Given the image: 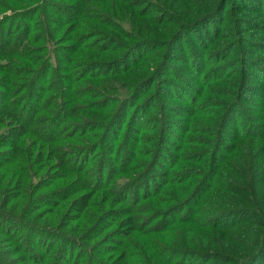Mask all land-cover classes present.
<instances>
[{"label":"rangeland","instance_id":"rangeland-1","mask_svg":"<svg viewBox=\"0 0 264 264\" xmlns=\"http://www.w3.org/2000/svg\"><path fill=\"white\" fill-rule=\"evenodd\" d=\"M12 1H14L13 4L3 3L11 5V9L20 8L17 4L20 0ZM51 1L61 6L70 5V3L71 5L81 4L80 0L78 4L74 2L72 4L70 1L73 0ZM132 1L85 0L84 5L90 7L92 11L84 12V5H82V9H78L73 16L77 22L76 31L85 38L84 45L91 49L82 50L86 56L84 60L91 59L90 63H105L111 55L118 52L117 48L121 44L114 43L109 38L124 42L128 40L122 39L120 32L116 34L111 31V28L107 29L106 33L109 37L98 32L97 29L101 30L103 26L100 27L97 21L104 23L107 18L105 23L108 26H112L110 19L121 23H134L130 26L132 33L147 37L145 40L150 38L149 41L142 42L151 45L150 47H135L132 55L122 64L123 68H118L121 71L120 76L113 77L109 74V68L100 65L93 70L91 67L87 70H78L79 58L74 59L73 56L72 59L67 49V47H72V49L75 47L74 39L70 37L71 34L69 32L65 34L64 39L67 42H59L65 56L61 53L64 58H59L58 68L63 66L67 57H71L73 65L71 72L59 73L67 75L70 81H74L72 93L74 86L86 90L84 97L87 102L81 98L77 100L81 106L80 111L77 109L79 117L86 118L89 114L95 113L94 110L88 109L91 103H103L104 101L107 103L106 109L109 110L110 117L103 130V135L107 140L104 143L101 142L97 152L90 156V168L101 167L98 177L104 176V181H80L92 184L94 182V187L99 185L97 189L106 193L102 199H98L102 207L97 211L95 206L86 210L79 208L77 204L74 208L64 210L61 214L64 215L62 221L58 218V226L59 224L61 226L59 229L55 228L58 234L53 237L54 241L35 234L30 238L31 245L24 243L25 240H23V246L30 248L34 253L49 249L47 255L54 259L55 264H68L71 258H75L76 263L84 264L87 259L85 247H91L90 262L96 261L98 264H169L171 259L175 258L172 253H181L186 257V264H195L194 262L198 263L195 260L198 252L208 251L206 253L211 254L219 250L218 247H214L217 245V239L223 241L226 249L236 247L239 242L248 245L251 240L249 229L240 235L238 233L223 235L217 233L216 237L208 235L204 228H201L203 221L199 219L200 214L204 217H213L207 210H201L198 216L193 218L191 224L187 226L188 230L183 225L171 226L163 234L153 233L144 237L136 236L132 230L133 226H138L139 223L151 221L154 213L150 214L149 209L152 206L155 207L157 204V209L163 210L178 199L176 191L186 186L183 182H179L186 181L180 175L182 167L187 165V162L183 161L184 153L188 152L189 147H202L200 142H205L208 138L201 127L215 122L217 113L222 110L223 102L232 103L235 94L238 93L240 108L234 110V112L237 111L235 115L237 124L230 125V129L243 132L246 125L256 121L260 105L264 102V0H241L240 4L238 0H228L223 21L220 14H214L208 18L203 17L213 11L211 8L216 6L219 0H148L149 11L143 10V14L146 12L151 19L144 17L138 20V26L135 24L136 20L130 16L124 15L122 18L123 14H127L134 6ZM144 1L139 2L138 10L145 7L143 6ZM259 6L261 8H257ZM157 8H168L172 16L159 15ZM259 9H262V12L256 11ZM62 10L66 11V9ZM121 10H124L123 14ZM12 13L10 9L0 10V41L4 39L0 45L5 44L9 39V48H11V45L19 41L21 43L20 53L24 56V51H22L23 45H26L24 39L30 37L32 41H37L42 33L36 23L29 28L28 20H11ZM153 17L158 19L153 21ZM129 19H132L131 23L127 22ZM196 20L198 21L197 28L193 29L191 25ZM235 29L237 32L234 33ZM163 30L168 32L167 35H164ZM179 30L185 32L177 34ZM107 42L112 46L108 43V47L104 49L103 45ZM59 43H55L54 47L59 46ZM32 52L34 51L28 49V55ZM123 53H125L123 49L118 52L119 55ZM37 55H39L38 52L33 54V56ZM206 70L208 72L205 75L203 72ZM241 72L247 73L245 83H240L244 85V90L241 85H237ZM162 73L166 75L169 73V76H160ZM150 80H152L151 83H149ZM94 88L99 89L100 92ZM230 93L234 95L230 96ZM75 94H78V90ZM199 94L202 97L198 99V103H194ZM106 97L107 99L103 100ZM88 102L90 105H86ZM204 110L210 111L206 116L196 119L193 113H200ZM97 116L101 117V113L99 112ZM159 116L161 119L158 118ZM64 132L68 136L72 135V132L66 131L65 128ZM243 141L246 140L237 141L239 152L233 154L232 164L229 167L225 166L227 167L225 172L228 171V175L233 177L226 174L227 176L223 178L226 181H235L241 186H246L245 179L253 177L249 173L251 170L244 174L245 178L236 177V174L243 168L247 171L254 164L256 159L254 153L256 152L254 149L251 154ZM114 152H117L115 157L112 156ZM124 153L128 154V160L124 166H119L118 162ZM158 156L159 160H157ZM256 163L258 164L256 167H259V161ZM144 168L148 170V177L150 175L151 177L139 181L136 178L143 174ZM167 182L171 184L163 188L162 185L164 186ZM71 186L68 185L65 189L68 193L72 191ZM161 187L163 194L158 193ZM218 187L219 185L213 186V191L207 198L210 200L208 206H215L227 212L237 205L234 203L235 198L227 197L224 200L232 202L229 205L221 204L223 196ZM152 194L154 197H151ZM171 196L174 197L173 200L168 199ZM61 197L59 196V200L56 201V203L61 202V206L73 199L69 198L70 196H63L60 201ZM105 198L107 199L103 201ZM124 199L126 200L119 206V209L122 207L126 210L121 209L124 212H120L117 216L118 207L114 206V202L118 203ZM94 202H97V199ZM107 208L115 210L114 216L108 217L106 212L102 214ZM206 208L207 206L204 205L203 209ZM105 219L109 220L111 228L92 241V244L85 241L84 238L91 239L86 231L92 230L95 226L101 227ZM231 220L232 222L237 221L233 218ZM112 221L113 224L110 226ZM2 225L8 226V223ZM64 226H67V229H64ZM240 227L249 226L241 225ZM19 229L21 228L13 229L12 235L23 237L25 230L20 231ZM71 229L79 232L81 236L77 239L79 242L75 244L71 243ZM145 237L152 247L148 246ZM123 243L125 248L120 247ZM57 248L64 249V252L56 251L55 255L54 249ZM154 248L158 250L159 258H154L152 251ZM239 250L245 251L241 247ZM16 252H18L17 249L8 251V255L3 253L5 263L8 257L7 263L21 262L20 259L13 260L17 257Z\"/></svg>","mask_w":264,"mask_h":264},{"label":"trees","instance_id":"trees-1","mask_svg":"<svg viewBox=\"0 0 264 264\" xmlns=\"http://www.w3.org/2000/svg\"><path fill=\"white\" fill-rule=\"evenodd\" d=\"M84 1L80 0V5H71L70 3V5L61 6L57 5L59 3H52L51 0H20L17 3L20 8L13 7L14 9H11V5H5L3 2L13 4L14 1L0 0V10L10 9L13 12L10 16L11 20H28L30 22L29 28L36 23L42 33L37 41H32L30 37L24 39V42H26L24 43L26 45L22 47L24 56L20 53L21 43L19 41L11 45V48H9V39L5 44L0 45V264H6L9 258L6 259L5 263L2 254L8 255L7 252L14 249H17L18 252H16L17 257L13 260H22L18 264H55L54 259L47 255L49 249L34 253L30 248L23 246V240H25L24 243L27 242L31 245L30 238L33 234L53 240V237L58 234V232H55V228L59 229L61 226V224L58 226V218H61L62 221L64 215L61 214L64 213V210L74 208L78 204L79 208L86 210L95 206L97 211L102 207L101 201L98 202V199L100 200L102 196L106 195L105 192L102 193L97 189L99 185L94 187V182L92 184L80 181H104V176L98 177L101 167L90 168V156L97 152L96 150L100 148L101 142L104 143L107 140L103 135L105 124L110 117V112L106 109L107 103L105 101L103 103L94 102L90 105L88 102L86 105L91 106L88 109L94 110L96 114L93 113L86 118H80L77 109L80 111L81 106L77 103V100L81 98L87 102L84 97L86 90L74 86L72 93L74 81H70L67 75L59 72L67 74L72 71L74 56V59L79 58L80 60L78 70H87L88 67L93 70V68L100 65L109 68V74L113 77L120 76L121 71L118 68H123L122 64L132 55L135 47L144 48L151 45L142 43L143 41H149L150 38L145 40L147 37H140L131 32L130 26L134 23L127 24L110 19L112 26H108L105 23L107 18L104 17V19L106 18L104 23L97 21L100 27L103 26V29H97L96 25L95 29L108 37L109 35L106 34L107 29L111 28V31L116 34L120 32L121 38L128 39L127 41L124 42L115 38L109 39L114 43L121 44L117 49H123L125 53L119 55V50H117L118 52L111 55L105 63L100 64L90 63L91 59L84 60L86 56L82 50L89 51L91 49L89 46L84 45L85 38L76 31L77 22L73 17L78 9H82L81 6L85 4ZM227 1L219 0L217 5L211 8L213 11L203 17L208 18L214 14H220L223 21V14L227 10ZM70 2L78 4L79 0ZM139 2L141 0H133L132 5L134 6L129 9L127 14H123L124 10H121L122 18H124V15L130 16L136 20L135 24L137 26L139 25L138 20L144 17L151 19L146 12L143 14V10L147 9L149 11L147 6L149 1H144L143 6L145 7L142 10H138ZM238 2L240 4L241 0H238ZM62 9H66V11ZM83 11L90 13L92 10L84 5ZM157 11H159V15L172 16L168 8H157ZM256 11L262 12V9ZM98 18L100 17L98 16ZM157 19L156 17L152 18L153 21ZM130 20L132 19L127 22L131 23ZM159 20L161 19L159 18ZM197 24L198 21L196 20L191 28H197ZM236 30L234 33L237 32ZM67 32L74 39L75 47L73 49L67 47L68 54L72 56V59L67 57L60 69L58 68L59 58L64 57L61 54L63 49H61L59 42H67L64 39ZM163 32L164 35L168 33H166V30H163ZM180 32L185 31L179 30L176 33L179 34ZM174 36L176 37V35ZM3 40L2 38V43ZM27 42L30 43L27 44ZM55 43H59V46L54 47ZM108 43L103 45L104 49L108 47ZM109 44L111 45V43ZM28 49L34 52L28 55ZM36 52L39 55L33 56ZM63 55L65 56L64 53ZM207 72L208 70L204 71L203 74L206 75ZM168 74L162 73L160 76H169ZM246 75L247 73L244 72L239 73L237 85H241V82L245 83ZM151 82L152 80L149 81V83ZM168 83L170 82L168 81ZM243 86L241 85V88L244 90ZM77 90L78 94H75ZM94 90L100 92L97 88H94ZM200 94L196 97L194 103H198V99L202 97ZM231 95L232 93H230ZM237 95L238 93L235 94L232 103L230 101L229 104L222 103V110L217 113L218 116L214 123L201 127L208 138L205 142H200L202 147H189L188 152L184 153L183 161H186L187 165L182 167L180 175L186 181L179 182H183L186 186L180 189L181 191H176L178 199H175L171 205L165 209L163 208V210L157 209V204L155 207L152 206L149 209L150 214L154 213L151 221L139 223L138 226H133L132 230V233H135L138 237L153 233L163 234L171 226H189L201 210L210 211L213 215V217H204L201 214L199 216V219L203 221L201 228H204L208 235L214 237L217 236V233H222V235L238 233L240 235L246 230H250L251 240L248 245L239 242L236 247L226 249L223 241L217 239V245H214V247H218L219 250L211 254L206 253L208 251L198 252L195 255V260L198 263L194 262L195 264H264V102L260 105L256 121L246 125L245 131L236 132L230 129V125L237 124V122L235 123L237 111L234 112L235 109L240 108V100H238ZM106 99L107 97L103 100ZM209 111L204 110L193 114L196 119H199L206 116ZM97 112L101 113V117L97 116ZM158 118L161 119V116ZM160 126L162 128V124ZM64 128L66 131L72 132V135H66ZM196 132L198 134V130ZM91 133H94V135H91ZM239 139L246 140L243 141V144L248 146L251 154H253L254 149L256 152V154L254 153L256 158L254 164L247 171L243 168L241 172L236 174V177L242 178L243 176L245 178L244 174L251 170L249 173L253 177L245 179L246 186H241L235 181L224 180L229 174L228 171L225 172L227 168L225 166L229 167L234 160L233 154L239 152L237 143ZM158 148L160 150V147ZM116 154L117 152H114L112 156L115 157ZM127 160L128 154L124 153L118 162L119 166H124ZM157 160H159V156ZM257 161H259V167H256L258 165ZM87 168L90 169L87 170ZM147 171L144 168L143 174H140L136 179L144 181L151 177V175L148 177ZM168 184L171 183L167 182L162 187L166 188V186H169ZM68 185H72L71 193L65 190ZM215 185H219L218 188L223 196L220 203L229 205L232 201L224 199L227 197L235 198L234 203L237 205L234 208L226 212L218 207L208 206L210 200H207V198ZM162 187L158 192L160 194H163ZM157 188L159 189V187ZM59 196H70L69 198L73 199H70V202L66 201L61 206V202L56 203ZM62 197L60 201H62ZM151 197H154V195L152 194ZM96 199L97 202H94ZM168 199L173 200L174 197L171 196ZM125 200L118 203L114 202V206L118 207L117 216L120 212L126 210L122 207L121 209H124V211L119 209V206ZM204 205L207 206L206 209H203ZM114 211L107 208L102 214L106 212L108 217H111L114 216ZM231 218L237 221L232 222ZM113 221L110 226H112ZM6 222L8 226L2 225ZM154 223L155 225L151 226ZM241 225L249 227H240ZM15 228H21L20 231L25 230V235L23 237L22 235H12L11 231ZM63 228L67 229V226ZM108 228H111L109 227V220L105 219L101 227L95 226L92 230L86 231V234L91 238L90 240L83 238L91 243ZM130 232L131 230H129V234H131ZM70 233L71 243L75 244L81 236L79 232L72 229ZM147 243L148 246L152 247L149 240H147ZM120 247L125 248V244L123 243ZM240 247L245 251L239 250ZM60 250L64 252L62 248L54 249L55 255L56 251ZM85 250L87 259L84 264H98L96 261L90 262L91 247H85ZM152 251L154 252V258H159L158 250L154 248ZM172 256H175V258L171 259L169 264H186V257L183 254L172 253ZM68 264L80 263H76L75 258H71Z\"/></svg>","mask_w":264,"mask_h":264}]
</instances>
